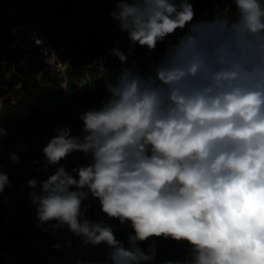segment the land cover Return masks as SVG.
<instances>
[{
  "label": "clouds",
  "instance_id": "9594fccd",
  "mask_svg": "<svg viewBox=\"0 0 264 264\" xmlns=\"http://www.w3.org/2000/svg\"><path fill=\"white\" fill-rule=\"evenodd\" d=\"M233 4L235 18L195 20L190 0H117L110 16L132 45L183 34L147 71L110 50L122 67L107 96L79 114L82 135L57 127L42 170L59 166L27 181L39 224L106 245L111 264H156L158 239L187 249L159 264H264V0ZM75 152L91 160L68 171L60 162ZM12 187L0 171V195ZM90 198L132 229L127 246L86 218Z\"/></svg>",
  "mask_w": 264,
  "mask_h": 264
},
{
  "label": "trees",
  "instance_id": "16d2710c",
  "mask_svg": "<svg viewBox=\"0 0 264 264\" xmlns=\"http://www.w3.org/2000/svg\"><path fill=\"white\" fill-rule=\"evenodd\" d=\"M190 2L194 6L195 20H208V12L214 6L229 9L228 16L232 18L236 15L233 0ZM116 7L117 0H0V22L4 23L0 30V105H5L0 111V127L6 132L0 137V171L8 175L13 185L0 195V264H47V251L54 244L50 234V225L54 222L39 224L35 207L30 203L32 189L27 187V181L35 178L41 182L59 166H50L46 172L42 170V149L56 135L57 127L69 126L71 135H82L79 114L99 108L107 96L105 77L93 72L94 68L91 69L92 81L79 84L77 79L84 64L95 61L97 67L104 60L121 64L110 54L115 47L128 56L129 62L151 52L146 46L132 45L127 33L120 31L118 22L110 16ZM9 11L18 16L10 15ZM86 19L92 25L88 27L90 37L84 45L80 31L74 34L69 29L86 24ZM182 34L177 30L158 42L154 51L161 57L167 45L175 43ZM38 36L47 38L69 64L74 88L71 103L64 99L57 76L47 71L38 58ZM28 58L30 61L23 64ZM12 153L19 156L18 163L11 161ZM68 158H79L84 165L91 160L90 155L81 152ZM67 159L60 162L65 168ZM11 197L16 198L15 202L11 203ZM106 223L127 246L132 229L115 219H107ZM6 240L18 242L20 254H12ZM146 244L147 241L139 246L146 247ZM159 246L156 264L185 258V245L164 240Z\"/></svg>",
  "mask_w": 264,
  "mask_h": 264
},
{
  "label": "built area",
  "instance_id": "2783aa9c",
  "mask_svg": "<svg viewBox=\"0 0 264 264\" xmlns=\"http://www.w3.org/2000/svg\"><path fill=\"white\" fill-rule=\"evenodd\" d=\"M36 42L40 45L38 58L43 67L57 76L64 99L68 103H71L73 100L74 88L68 62L44 36H38ZM159 59L160 56L158 53L151 51L144 58L134 60L140 64L145 71H147L149 67ZM131 62H129V66L131 65ZM94 67H96L95 61H88L84 64L83 70L77 79L79 84L83 85L92 81L93 73L91 69ZM72 159L73 161L69 163V171H71L73 167L84 165L79 158ZM85 203L90 205L86 218L93 221L106 222L108 218L100 212L96 200L90 198ZM52 225L53 223L50 225V234L53 237V234L55 233ZM56 238L61 247H59V250L55 253L47 251V264H77L78 260L94 261L95 264H111V261L107 256L109 249L104 244L95 247L88 245L81 248V239L74 236L66 227L58 229L56 232Z\"/></svg>",
  "mask_w": 264,
  "mask_h": 264
},
{
  "label": "rangeland",
  "instance_id": "374dc122",
  "mask_svg": "<svg viewBox=\"0 0 264 264\" xmlns=\"http://www.w3.org/2000/svg\"><path fill=\"white\" fill-rule=\"evenodd\" d=\"M214 9H215V12H214ZM214 9L211 10L210 12H208V20H211L214 16H216L217 14H222V15H229V9H220L216 6H214ZM10 15L11 14H14L16 16H18V13L14 12V11H9ZM9 13H7V16L9 15ZM206 15L203 17L205 18ZM3 21L0 22V30L3 28ZM92 23L89 19H86V24L84 25H79V26H76V27H72L70 28V32L72 31L74 34L79 30L80 31V34L83 38V43L84 45L87 44V39L90 37V31L88 29L89 26H91ZM14 32L16 33L17 30L14 29ZM106 42V40H104ZM108 60V58L106 59ZM30 59H25L22 61L23 64H25L26 62H29ZM121 68V64L119 63H116V62H113L112 60H108V61H105L103 63H100L97 67H94L93 69V72L97 73H101L102 76L105 77V79H111V78H114L118 73H119V70ZM5 109V105H0V111L4 110ZM3 129L0 127V132H2ZM73 159L72 158H68L67 161H66V169L69 171V163L72 162ZM16 198L15 197H11V203L15 202ZM161 241H164L163 239H158V240H155V243L157 245V252H160V243ZM6 244L10 247V251L12 254L14 255H18L20 254V244L16 241H9V240H6L5 241ZM153 243V241L149 240L147 241V244H146V247H141L142 249H146L148 247L149 244Z\"/></svg>",
  "mask_w": 264,
  "mask_h": 264
},
{
  "label": "crops",
  "instance_id": "0c3cea01",
  "mask_svg": "<svg viewBox=\"0 0 264 264\" xmlns=\"http://www.w3.org/2000/svg\"><path fill=\"white\" fill-rule=\"evenodd\" d=\"M55 234H53V238H54V244L48 249V252L51 253H55L59 250V248L56 247L57 244H59L57 238H56V232L58 231V229L53 230Z\"/></svg>",
  "mask_w": 264,
  "mask_h": 264
}]
</instances>
